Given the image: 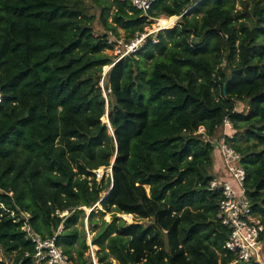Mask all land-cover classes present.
I'll return each mask as SVG.
<instances>
[{"label":"trees","instance_id":"obj_1","mask_svg":"<svg viewBox=\"0 0 264 264\" xmlns=\"http://www.w3.org/2000/svg\"><path fill=\"white\" fill-rule=\"evenodd\" d=\"M162 16L181 21L106 77L111 136L101 122L102 70L114 63L106 37L122 29L133 39ZM0 91V252L15 264H34L22 213L72 258L80 241L77 261L92 264L76 226L103 192L106 211L157 225L103 221L92 241L100 264L232 263L221 198L209 191L218 155L209 139L227 116L264 224V0H160L147 14L119 0H0ZM110 166L113 181L98 182L95 171Z\"/></svg>","mask_w":264,"mask_h":264},{"label":"built area","instance_id":"obj_2","mask_svg":"<svg viewBox=\"0 0 264 264\" xmlns=\"http://www.w3.org/2000/svg\"><path fill=\"white\" fill-rule=\"evenodd\" d=\"M119 1L127 2L135 9L147 14L153 5L160 0ZM149 36L146 33H142L137 34L130 40L116 39V41H112L111 37L115 36L110 33L106 37L107 43L112 46V49L116 45L122 48L119 51L121 57L109 66L111 67L110 70L126 56L141 50L147 43ZM119 41L121 42L118 43ZM153 41L157 42L156 40ZM108 72L106 71L102 74L100 83L107 106H109V95L112 93V89L105 86ZM2 101L3 95L0 91V104ZM221 129L222 136L218 140L213 141L208 138L213 145L215 144L223 164L222 173H218L211 180L209 191L218 193L221 198L218 208V219L229 231L224 249L234 256V260L230 264H264V224L261 216L254 210L253 203L249 198L247 173L241 165L242 157L228 142V139L233 138L232 131L234 130V123L230 116L225 117ZM196 133L205 135V127L201 126ZM95 174H97L96 171ZM61 214L57 212V215L60 216ZM30 218L29 213H22L21 218L17 220L18 223H22L21 230L25 235V239L33 246L32 253H25L26 258H31L34 264H86L78 262L76 256L72 258L67 255L64 249L57 245L56 236L43 238L37 234L30 222ZM85 258L92 264H100L96 255H85Z\"/></svg>","mask_w":264,"mask_h":264},{"label":"rangeland","instance_id":"obj_3","mask_svg":"<svg viewBox=\"0 0 264 264\" xmlns=\"http://www.w3.org/2000/svg\"><path fill=\"white\" fill-rule=\"evenodd\" d=\"M237 9H240L239 5L237 6ZM192 12H193V7L188 9L184 14L185 15H191ZM94 14L96 15V20L94 22V29L96 31V35L102 36V35L107 34L106 30L104 29V27L100 21V11L98 9H96ZM162 18L166 19L168 17L162 16L158 19H155V21H153V23L148 24L145 28L144 33L150 35L153 40L157 39V35L159 33H167L168 31H170L171 29L176 27L179 24V22L181 21L180 17H176L177 21H176L175 25H173L171 28H168L165 30H159L158 21ZM109 22L112 23V20L109 19ZM109 34L110 33H108V35ZM118 35L119 36L111 37V40L116 41V39H126L128 33H126L122 29H118ZM120 42L121 41H119L118 43H120ZM119 47H120L119 45H116L114 47V49L105 51V53L107 55H109L110 57L113 58L114 62H116L118 60V58L121 57V54L119 51H121L122 48L121 47L119 48ZM146 65L149 68L151 66V61H148L146 63ZM110 68L111 67H109V66H105L102 70V74L105 73L106 71L110 72ZM105 83H106V81H105ZM109 99H108V103H109ZM235 103H236V107H235L236 113H243V112L247 113L248 112V106H247L246 101L237 100ZM106 109H108L107 104H106ZM106 114L107 115H105L103 117L101 122L106 125L109 134L111 136H113V129L111 127L110 121L108 122L109 116H108V113H106ZM104 119L106 122L104 121ZM221 130L219 132L220 137L222 136ZM220 137H217L216 140H218ZM212 140L215 141L214 139H212ZM216 152H217V149L215 150V155H216ZM113 163H114V160L112 161V165H113ZM96 173L97 174H95V179L98 182L104 181V184H107V181L109 179H111V181L113 179L112 167H102L99 170H97ZM218 173H219V169H216V173L214 171V174L217 175ZM89 179L91 180V179H93V177L89 178ZM146 191L149 193L148 188H146ZM106 197H107V192H103L101 194L100 202L98 204H96L94 207H92V208H88V207L80 208L84 211V215H80V220H79L76 227L80 233V238H85L86 244L89 247L88 250L86 251L85 255H89V256L96 255L97 256L99 248L97 246H94L92 244V241H93V238L95 237L96 233L98 232L99 228L103 226V221L107 222L108 224H111L117 219L118 220L116 222L117 228L121 226V223H124L123 227H127L130 225H141L142 227H144V229L154 228L155 225H157V219H155L153 217L141 218V217L136 216V215H126V214L118 213L115 211H111V212L106 211L102 207V203L106 200ZM91 212H94V215L91 218V220H93V224H90V221H89V216H90ZM101 212L103 213V215H101ZM68 215H69V212H65V213L63 212L59 217H65ZM127 217H129V218H127ZM95 225H98L97 229H96ZM62 229H63V227H61L58 231L59 233L58 232L57 233L60 234ZM165 233H167V232L164 231V234ZM76 249H81V242L80 241L78 243H76L75 248L73 250V255L77 257ZM16 257H17L16 254H13L11 257H7L6 255H4L3 253L0 252V262L4 261L6 264H15Z\"/></svg>","mask_w":264,"mask_h":264},{"label":"bare ground","instance_id":"obj_4","mask_svg":"<svg viewBox=\"0 0 264 264\" xmlns=\"http://www.w3.org/2000/svg\"><path fill=\"white\" fill-rule=\"evenodd\" d=\"M176 21H177L176 17H171V18H166V19L162 18L158 21V28L159 30H165V29L171 28L173 25H175Z\"/></svg>","mask_w":264,"mask_h":264},{"label":"crops","instance_id":"obj_5","mask_svg":"<svg viewBox=\"0 0 264 264\" xmlns=\"http://www.w3.org/2000/svg\"><path fill=\"white\" fill-rule=\"evenodd\" d=\"M216 157L218 158V159L216 158V160H217V169H219V173L221 174L222 171H223L222 160H221V157H220L219 154Z\"/></svg>","mask_w":264,"mask_h":264},{"label":"water","instance_id":"obj_6","mask_svg":"<svg viewBox=\"0 0 264 264\" xmlns=\"http://www.w3.org/2000/svg\"><path fill=\"white\" fill-rule=\"evenodd\" d=\"M193 9H194V7H193ZM185 15V14H184ZM181 18V17H180ZM214 147H215V144H214Z\"/></svg>","mask_w":264,"mask_h":264}]
</instances>
